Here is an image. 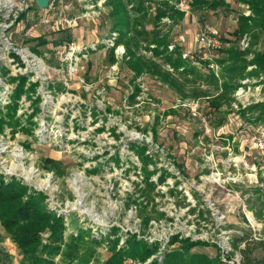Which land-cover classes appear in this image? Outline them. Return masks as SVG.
Returning a JSON list of instances; mask_svg holds the SVG:
<instances>
[{"label":"rangeland","instance_id":"rangeland-1","mask_svg":"<svg viewBox=\"0 0 264 264\" xmlns=\"http://www.w3.org/2000/svg\"><path fill=\"white\" fill-rule=\"evenodd\" d=\"M50 1L49 24H37L40 9L33 4L25 23L5 32L13 45L0 39V180L17 181L39 193L50 213L65 220L75 214L92 231L93 239L81 234V259L74 264H95L97 259L103 264L113 245L101 242V236L111 232L115 235L110 239H118L117 250L131 236L157 247L144 263L126 264L160 263L185 239L198 244L191 251L207 254L216 264H230L226 254L232 250L223 248L228 233L247 231V216L252 223L264 222V161L254 146L264 139V122L250 124L239 114L264 103V74L241 79L231 106L213 112L208 97L201 95L216 93L209 71L221 79L224 66H196L205 80L179 77L155 56L153 37L167 36L168 50L179 47L181 55H192L186 61L195 64L204 50L197 43L199 34L216 32L212 54L224 49L220 37H233L238 15L251 16L249 8L224 0V9L194 13L190 0H170L183 17L157 20L155 2L120 0L140 34L132 28L124 43H118L115 0L113 7L106 0ZM243 39L248 44L250 37ZM69 43L77 45L76 54L64 61L56 58V51ZM34 58L41 62L42 79L34 75ZM4 69L9 71L3 74ZM151 69L172 74L180 84L175 89L164 84ZM21 77L25 84L18 92ZM194 104L196 116L190 110ZM222 117L225 125L216 127ZM140 143L156 155L147 180L132 149ZM0 251L12 264H24L1 226Z\"/></svg>","mask_w":264,"mask_h":264},{"label":"trees","instance_id":"trees-1","mask_svg":"<svg viewBox=\"0 0 264 264\" xmlns=\"http://www.w3.org/2000/svg\"><path fill=\"white\" fill-rule=\"evenodd\" d=\"M139 1L144 2V0ZM148 1H153L158 6L156 9L157 20L165 16L174 19L173 14L179 18L183 17V12L169 5L170 0ZM237 1L245 4L252 15H238L237 27L232 32L233 37L230 39L220 37L226 47L222 50L219 48L214 54L211 51L209 63L203 62L196 57L197 63L192 64L186 61L188 59H182L179 47L176 46L172 52L168 50L169 42L167 41V36L158 34L153 37V42L157 48L155 56L163 58V62L179 77L186 78L190 74L205 80L201 73H197L196 66H204L208 69L213 66H224V73L221 74V79L209 71L208 80L211 81L216 93L212 97L206 93L201 95L208 97V105L213 112L219 111L224 105L227 107L231 106L232 93L241 79L249 76L258 78L260 74H264V0ZM115 2L117 4H115L116 9L113 14L118 17V20L114 30L119 33L118 43H124L127 31L132 28L136 33L140 34L137 27L138 22L136 24L130 22L128 15L121 8L120 0H115ZM104 4L113 7L114 0H106ZM189 6L194 13L202 10L215 12L220 8L224 9L226 3L224 0H190ZM140 30L144 34H150L145 27L140 28ZM211 32L216 34V32ZM244 35H248L250 40L247 48L241 50L239 43ZM158 49L160 51H157ZM9 54L12 56L13 53L10 51ZM249 55H251L250 60L248 59ZM249 66H255V71H247ZM135 70L140 72L138 69ZM6 71L8 69H4L1 72L5 74ZM150 73H155L161 82L174 89L180 84L170 73H162L160 70L153 71L152 69ZM19 83L18 92L24 89L25 77H21ZM18 92L16 95H18ZM7 112L10 115L11 109H8ZM239 114L245 122L250 124L263 123L264 103H257L244 110H239ZM226 120L223 117L218 119L216 127L225 125ZM227 126L229 127V124ZM146 148L147 146L141 143L132 145V149L135 150L133 151L134 154L136 155L137 153L136 156L143 164L142 174L144 180L149 178L148 165L152 163L156 165L157 162L155 153L148 151V149L146 150ZM165 174L162 176H165ZM162 180V177H160V181ZM148 186L153 188L154 184L149 183ZM0 226L17 245L24 264H54L55 259L60 261L59 264H74L81 259V234L87 232L88 236L93 239L92 231L90 234L89 230L82 227L83 225L79 224V218L75 217V214H71L67 220L53 215L44 206L42 195L28 191L26 187L20 185L17 181L5 183L0 180ZM112 235H115V232L101 236V242L113 245L110 248L111 254L109 258L103 264H126V261H129V263L134 261L144 263L157 251L155 245L151 246L145 240L137 239L135 236L129 237L125 245H122L117 250L118 239H110ZM92 243L97 246L103 245L98 240H92ZM231 245L234 251L240 255V264H264L263 235L256 240L251 233L241 228L240 235L231 236ZM196 246L198 244L185 239L181 241L177 249L167 251L163 261L160 263L153 261L151 264H216L218 262V260L210 259L205 253L191 251ZM93 251L94 249H91L90 253ZM232 257L233 254L229 256V258ZM0 264H12L11 258L1 251ZM95 264H99L98 259Z\"/></svg>","mask_w":264,"mask_h":264},{"label":"built area","instance_id":"built-area-1","mask_svg":"<svg viewBox=\"0 0 264 264\" xmlns=\"http://www.w3.org/2000/svg\"><path fill=\"white\" fill-rule=\"evenodd\" d=\"M33 4H36L35 0H0V39H2V41H7V43L9 45H13L5 37V32H7V33L13 32V30L15 28V24L17 26L20 24L21 25L24 24L26 21V16H27V14H28V12L31 9ZM52 4H53V1L49 0L48 8H46L44 10L40 9V12H39L40 14L38 15L39 19L37 20V22H38L37 24L39 26L42 24L45 25V24L50 23L48 12L52 9ZM22 16H24V17H22ZM33 17H34V15H33ZM64 22L69 27L75 25V22L72 20H64ZM197 43L199 44V48L202 47L204 49L203 51H201L198 54V59H200V60L201 59H203V60L210 59L211 49L213 50L214 48H216L215 45L217 44L215 35L212 33L201 32L199 34V36L197 37ZM241 45L243 48L247 47L248 44H247L246 39H243L241 41ZM77 49L78 48H77V45L75 43L66 44L61 50L56 51L57 55H55V57L58 58L59 60H62V61L68 60L69 58H71L70 56H72L73 54H76ZM170 49H172V47H170ZM18 50L19 49H17V51ZM24 52H25L24 49H20V52H18V54L21 55L24 59H26L27 55L24 56L22 54ZM7 56H8V60H9L10 59L9 55H7ZM182 57L184 59H187V58L190 59V58H192V55L183 54ZM194 59L196 60V58H194ZM33 63L35 65L36 69L38 68V70L34 71V75L37 78L42 79V77L40 75H41V70L43 68H42L40 60L37 58H34ZM21 71H24V69L23 70L21 69ZM21 74H23V73L21 72ZM30 79H32V78H30ZM240 89L241 88H239L238 90H240ZM237 94H238V92H237ZM190 110H191L192 115L196 116V114H198L197 106H195V104L193 107H191ZM254 146H255V150L260 154L261 160L264 161V139L262 138L260 140H257L254 143ZM240 160H241L240 162L243 163L244 167H248L251 171H253V168H250L248 166V164L243 161V159H240ZM238 163H239V161H238ZM234 166L236 167L237 164L234 163ZM252 176L255 178L254 175H252ZM242 213H243V215H246L245 210ZM245 218H246V216H245ZM251 220H252L251 217L247 216L245 227L247 228V231H249V233L252 234L254 239L257 240L258 238H260L262 236L260 234V230H261V228L264 230V222H260L258 224L254 221L252 223ZM234 235H240V230L231 231L230 234L228 233L227 242L223 248L225 250H229V249H230V251L232 250L231 252L226 254V258L228 259V262H230V264H240V262H241L240 255L236 251H234V249L231 245V236H234ZM263 236H264V234H263ZM224 249H222V250L224 251ZM232 254H233V257L229 258V256Z\"/></svg>","mask_w":264,"mask_h":264},{"label":"water","instance_id":"water-1","mask_svg":"<svg viewBox=\"0 0 264 264\" xmlns=\"http://www.w3.org/2000/svg\"><path fill=\"white\" fill-rule=\"evenodd\" d=\"M39 9L44 10L49 6V0H35Z\"/></svg>","mask_w":264,"mask_h":264}]
</instances>
